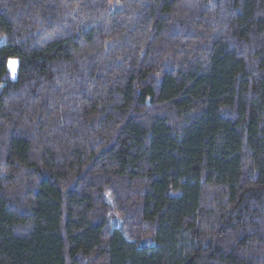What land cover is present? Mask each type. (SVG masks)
<instances>
[{"label":"trees","instance_id":"trees-1","mask_svg":"<svg viewBox=\"0 0 264 264\" xmlns=\"http://www.w3.org/2000/svg\"><path fill=\"white\" fill-rule=\"evenodd\" d=\"M0 37V264H264V0H0Z\"/></svg>","mask_w":264,"mask_h":264},{"label":"rangeland","instance_id":"rangeland-1","mask_svg":"<svg viewBox=\"0 0 264 264\" xmlns=\"http://www.w3.org/2000/svg\"><path fill=\"white\" fill-rule=\"evenodd\" d=\"M4 42V38L0 37V45Z\"/></svg>","mask_w":264,"mask_h":264},{"label":"snow or ice","instance_id":"snow-or-ice-1","mask_svg":"<svg viewBox=\"0 0 264 264\" xmlns=\"http://www.w3.org/2000/svg\"><path fill=\"white\" fill-rule=\"evenodd\" d=\"M10 64L14 66L16 64V61H11Z\"/></svg>","mask_w":264,"mask_h":264}]
</instances>
